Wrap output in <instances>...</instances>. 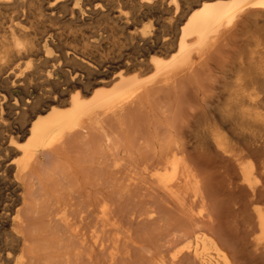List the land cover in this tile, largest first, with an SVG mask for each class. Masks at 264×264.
Returning a JSON list of instances; mask_svg holds the SVG:
<instances>
[{"label": "bare ground", "instance_id": "1", "mask_svg": "<svg viewBox=\"0 0 264 264\" xmlns=\"http://www.w3.org/2000/svg\"><path fill=\"white\" fill-rule=\"evenodd\" d=\"M145 21L148 24L143 26ZM204 75L214 76L215 81L211 82L210 77ZM189 85L194 86V90L191 87L192 93H190L193 100L188 98L189 92H191L189 88L185 95L187 94L188 103L192 105V111L188 112L189 110L186 109L184 112L186 107L185 102L182 103L183 87H186V89L184 87V91H186ZM180 86L182 87V91L179 90L181 100L177 93V97L174 95V90L177 91ZM168 90L171 97L167 95ZM172 90L173 92H171ZM14 91L16 95H14ZM157 93H160L161 96L153 101L152 98ZM192 94L193 96H191ZM194 95L197 98L194 99ZM172 96L174 97L172 98ZM164 97L168 99L167 101L173 100L174 108L179 107L178 110L176 109L178 112L180 110L179 113L186 116L188 114V120L190 118L199 120L197 128L200 129L199 133L202 136L201 141L203 146L205 145L204 147L212 149L217 155L219 154L223 159L228 160L227 162L233 164L232 167H235L236 174L232 173V178L238 177L235 181V183H239L238 188L247 191L246 193L240 189L242 193L249 194L247 201H249L250 209L246 200L242 201L245 204L241 206V209L245 205L247 206L251 212L250 220L248 218L249 221L247 222L246 219L245 222L243 217L240 215L239 217L245 222L247 229L249 228L248 231L246 226H243L245 231H248L249 237L258 233V236L254 237L255 240L253 239L254 245H257H255L256 248L263 245L264 183L259 186V181L262 179L260 182H264V0H0V156L5 153L6 157V159H0V229L1 232H4V238L0 239V264H41L40 254L44 257L42 264H64L67 262L66 257L71 255V251H75L76 248L80 251L79 248L83 249L87 244H91L97 254L96 250L99 246L102 248L104 244L103 242L101 244V240L103 232L106 230L103 228L102 232L101 229L103 223L107 228L109 226V223L105 224V221H109L108 216L111 215L109 212L113 209H111L113 201L108 202L111 203L108 205L106 202L109 197L107 198L106 195V199L102 192L103 199H106L104 202L102 197H97L100 194L97 190L95 191L97 196L94 198L92 195L93 200L89 196L86 197L87 194L86 198L83 197L81 190L84 193L86 186L84 189L83 185L80 187L77 184L79 178L77 179L78 175L75 174L81 175L80 171L85 159L80 160L81 164L77 163V167L80 165L77 170V167L71 165L70 158H73L72 154L82 153V151L74 152L77 147L79 150L85 147L89 154L85 151L89 156L87 161L91 164L88 165L93 166V170L95 164H98V171H101V168H104V165L109 162L110 165L107 163V166H110L109 170L112 168L115 174L119 173L124 159L128 155L130 158L134 157V153L130 154L134 150L132 145L137 147L139 142L136 141V145L135 141H131L133 150L131 148L121 163L116 160V156L114 159L111 158L115 155L114 153L108 157L110 147L118 144L120 138L117 136L121 135L118 133L123 135L121 126L116 127L120 128L119 132L116 129L118 133L113 125L108 132L109 119L120 118L118 120L122 119L123 121L124 115L129 112L131 116L127 115L128 124L126 126H136L137 122L141 125L142 117L148 116L149 110L145 111L143 108L145 116L139 119L143 115L140 114L137 122H134L135 117H132V110L140 109L150 99L153 103L156 102L155 105H159L160 98L163 101ZM151 101L149 104L146 103L145 107L150 106ZM164 101L167 103L166 99ZM178 101L181 102L180 105H177ZM190 101L197 102V107ZM168 103L170 104V102ZM155 105L151 104L152 107ZM181 105L184 113L181 112ZM157 107L155 108L159 111L160 108ZM169 107L170 105H168V109ZM161 108L163 111L165 106L162 105ZM150 109L153 112L155 110ZM170 109L172 110V107ZM152 110H150L151 116L153 115ZM135 111L133 115L136 116ZM163 114L161 113V115ZM181 114H178L179 120L176 113H173L171 118L168 116L170 119L175 116L174 118L180 121L185 117H182ZM129 117L134 120L129 121ZM154 117L155 114L152 118L153 122H155ZM187 117L185 118L187 119ZM167 118H163L164 123ZM174 118L172 119L173 124ZM144 119L147 120V118H143L142 121ZM152 119L150 118L151 121ZM150 120L148 121L151 122ZM188 120L184 123L187 122L189 125ZM123 122L121 123L125 126ZM105 123L107 125L104 126ZM129 123L132 124L129 125ZM184 123L181 122L180 125H182L179 128H174L170 122L168 124L172 126L171 130L176 129L177 131L182 128L184 131V128L187 130V123L186 127L183 126ZM131 128H133L131 129V133L133 130L132 135L139 133V130L138 133H135L137 130L134 132V127ZM159 130H161L160 127ZM111 131L115 133V139L111 137ZM176 131L174 133L180 137L182 131ZM125 133L127 134L126 129ZM148 133L146 132V134ZM141 135L142 133L138 134V139L141 141L142 137L143 142H141L146 150L145 144L147 145L149 142L145 141L144 143L145 134ZM168 135L171 136H168L169 143L167 146L164 143L166 147L161 151L156 161L151 162L152 156L147 155L149 152L153 154L155 147L148 152L147 145V150L144 151L146 157L141 156L140 152L141 163L136 162V156V160L133 161L136 162L135 166L130 165L129 168V164L133 163L132 160L128 161L129 164L127 162V168L123 163L125 170L127 169L126 172L129 173L124 179L129 177L128 182L133 177L130 174L136 175L135 170H138L137 174L152 179L151 181L157 184L159 192L162 189L165 192L164 195L167 194L175 203H179L181 209H184L186 204H182L187 199L185 195L183 201L182 193L185 191L188 193L190 190L188 194L185 192L188 198L200 199L198 183L201 180L199 182L198 179L196 180L198 171L195 172V164L190 162V159L194 160L195 158L192 159L193 157L188 155L189 150L187 151L184 145L178 144L177 137H175L177 142H171L170 139L173 141L174 138L170 131ZM123 136L125 137V135ZM134 136H132L133 140ZM155 136L154 138L152 134L149 137L156 139L157 135ZM132 137L130 136L129 139L127 135L126 143ZM165 137L166 135L162 139ZM116 140L118 141L116 142ZM157 140H155L156 143ZM122 141L121 144L125 146V139L123 138ZM102 142L109 149L107 150L108 158L106 154L104 156ZM141 142L138 148L142 144ZM188 142L191 143L189 140ZM79 143L83 144L82 148ZM196 143L198 144V139ZM149 144L151 147V143ZM129 145L126 148H129ZM120 146L118 149L121 148ZM124 146L122 147L123 153L126 150ZM115 148H111L110 151L115 152ZM202 151L204 152L203 148ZM111 152L109 153L111 154ZM134 152L137 153V151ZM85 153L84 151L82 153L84 158ZM189 153L192 154V151ZM197 154L198 152L195 156ZM200 154L197 156L199 159L204 156H200ZM82 157L80 159H83ZM101 157L106 158H104L105 164L102 163L103 158L101 159ZM197 162L200 164V161ZM83 168L82 172L86 177L87 173H90L89 179L91 174H93L91 179L101 178L98 177V171L96 178H93L97 168L94 170L95 172L91 169L92 173L88 169L84 172L87 167L83 166ZM223 168L226 169V167ZM207 169L209 170V168ZM215 169L217 170L216 167ZM125 174L123 170L120 172L121 177ZM117 176L120 178L119 175ZM112 177L110 175V179L107 177L106 180H112L110 183L114 187L116 179ZM91 179L90 181H92ZM113 179H115V183ZM120 179L123 181V177ZM132 179L134 180V177ZM141 179L143 178L141 177ZM229 179L231 183L232 179ZM135 180L138 182L137 179ZM107 181H105L106 183L102 181V187H106ZM129 182L126 184L125 181L127 189ZM94 183L97 185L96 181ZM103 184L105 185L103 186ZM135 185L133 184V186ZM180 187L181 189L186 188L185 191L182 190V195L180 190L179 192L177 190ZM131 188L130 186L129 193L126 191L128 195L132 191ZM211 188L208 185V189L212 193ZM239 189H236V194H239ZM110 190L112 191V189ZM135 193H137V189ZM117 194L120 195L119 186ZM134 194H131V197ZM207 194L209 196V193ZM207 194L205 198L204 196L201 198L206 199ZM110 195L112 197L111 193ZM125 195L124 197L127 198L128 195ZM115 197L117 199V196ZM213 199L215 200L214 197ZM235 200L233 206H237L235 205L237 200ZM191 201L193 200L189 201L192 204ZM189 202L187 201V206L190 204ZM155 209L157 212V208ZM161 209L163 208L161 207ZM241 209L240 213H243L244 209ZM186 210L189 214L187 208L183 210L184 213L186 214ZM237 210H239L238 206ZM163 211L165 213V209ZM118 213L121 215L120 210ZM112 214L115 215V213ZM191 216L189 219H192ZM201 217L203 218V216ZM201 220H199V224ZM201 222V227L205 226L203 220ZM184 223H186L185 220ZM199 224H197L198 227ZM240 224L242 225V223ZM207 225L209 223H206ZM111 227L109 226V228ZM178 228V231L181 232V228ZM222 228L225 230V227L222 226ZM201 229L194 228L190 237L184 238L185 243L186 240L193 243L192 252L190 251L191 254H188L191 255L190 259H194L199 264H235L228 257L230 254L227 255L222 251L223 248L220 247L219 242L212 239L211 236L215 234L208 236V232L211 233V228L207 234L203 232V228ZM214 232L212 231V233ZM239 232L241 233V231ZM183 236H186L185 232ZM220 237L222 239V236ZM225 238L228 239L226 236ZM177 240L178 238L172 242ZM228 242L226 240L225 244L228 245ZM41 243L43 244L40 245ZM249 243H252L251 240ZM185 246L187 244L182 247V250L186 249ZM231 250L234 255L233 249ZM83 252L86 251L83 250ZM100 252L102 253L101 250ZM186 253H184L185 256ZM173 254L169 259L170 262ZM74 255L79 262L80 259L77 257L80 256H77V253H72L71 256L74 257ZM100 256L101 254L98 255V259ZM94 258L96 259L95 255ZM180 258L179 256L178 264ZM156 260L160 263L158 259ZM175 260L173 264L177 262ZM97 261L100 262V260ZM236 261L234 260V262ZM79 264L81 263L79 262ZM236 264L238 263L236 262Z\"/></svg>", "mask_w": 264, "mask_h": 264}, {"label": "rangeland", "instance_id": "2", "mask_svg": "<svg viewBox=\"0 0 264 264\" xmlns=\"http://www.w3.org/2000/svg\"><path fill=\"white\" fill-rule=\"evenodd\" d=\"M148 24V22L147 21H145L144 23H143V26H146ZM143 76H145V75H143ZM205 77H210V75H204ZM203 76V77H204ZM204 77V78H205ZM212 77V79H210ZM210 78H209V80L212 82V81H215L214 79H215V77L214 76H211ZM213 77H214V79H213ZM208 79V78H207ZM185 86H187V85H185ZM184 86V87H185ZM184 87H183V94H182V96H183V101H182V103H184L185 102V111L183 110V106L181 107V112H186V109H187V111L188 112H191L192 111V105H190L188 102H189V100L191 99V100H193L192 98L193 97H190V93H192V91H191V87L193 88V90H194V86H192V85H189L188 87H187V90L186 91H184L185 89H186V87H185V89H184ZM190 89V91L191 92H189V100H188V98H187V94L185 95V93H188V91H189V89ZM181 89V90H180ZM179 90L180 91H182V87L180 86L179 88H177V91L176 90H174L175 91V94L174 95H176V97H177V94H178V97H179V100H181L180 98H181V95H179L180 93H179ZM165 91V90H164ZM168 93H167V95H169L170 96V94H169V90L167 91ZM171 92H173V90L171 91ZM161 93V95H162V92H160ZM159 93V94H160ZM177 93V94H176ZM193 93H194V91H193ZM158 94V93H157ZM156 94V95H157ZM154 95L153 97L154 98H152L153 99V101H154V99L155 98H158L159 96H161V95ZM14 95H16V92L14 91ZM163 95H164V93H163ZM165 95H166V91H165ZM191 96H193V94L191 95ZM168 97V96H167ZM171 97V96H170ZM170 97H169V99H170ZM174 96H172V98H173ZM195 98H197L195 95H194V99ZM161 99V103H159V105H155L156 104V102H154L153 103V101H151V99H150V101L152 102L151 104H153V105H155V107L156 106H158L159 108H160V110L158 111V110H156V108L153 106H151V104H150V106H146L145 107V105H146V103L149 101H147V102H145L144 104L145 105H143V107H141L142 108V110H141V108L139 109V108H136V109H134V111H135V114H136V116L135 115H133V113H134V111L132 110V117L135 119H133L132 118V120H134V122L136 121H139L138 120V116H140V114H143V113H145V111L147 110H149L148 111V116H145V114H143V115H141L140 117H139V119L142 117V116H145V117H142V119L143 118H147V120L146 119H144L143 121H142V119H141V121H140V123H141V125H139V122H137V124H136V126L135 125H131L132 123H129V125H131V126H129V127H127L126 126V124H128L127 123V120H128V118H126L127 117V115L129 114V112L127 113V114H125L124 116V118H123V121H122V119L121 120H118V119H120V118H114V119H109L110 120V122H106L107 124H109L110 123V128H109V126H108V132L112 129L111 128V125H113V128H115V130L117 129H119L120 130V128H116L117 126L118 127H122L121 128V130H123V135H125V137L122 135V133H120L119 132V130H118V132H117V130H116V132L118 133V135L119 134H121L119 137L117 136V138H120L119 139V141L118 140H116V142L118 141V144L116 143V146H111L110 147V150H111V148H115L114 150H116L115 152L112 150V152L108 149V148H106L105 147V145H104V142H102L101 144H102V148H103V152H105L104 153V156H105V154H106V157H107V150H109V152H111V154L108 152V157L110 156V155H113V153L115 154V155H113V157L111 156V158H115L114 156H116V160H119V162L121 163V161H123V159L125 158V156L126 155H128L129 153V151H131V148H132V146H133V148H134V150H133V148H132V152H130V154H133L134 153V157H132V155H131V157L132 158H130V155H128V157H126V159H129V160H126V159H124V162H122V164H121V167L122 168H124V166H123V163H124V165L126 164V168H127V166H128V164H129V162L128 161H130V160H132V162L133 161H135L136 160V158H137V160H136V162L137 163H141V157L139 156L140 155V152H141V156H143V157H146V154H145V152H146V150H147V145H148V152H149V150L150 149H152V148H154L155 147V151L153 152V154H151L150 152H149V154L147 153V155L149 156V155H151L152 156V158H151V156H150V158H151V162H154V161H156L157 160V157L161 154V151H163L164 150V148L167 146V144L169 143L168 142V139H169V137L168 136H170V135H168V133H169V131H170V133H171V135H172V138H174V140L172 141V139H170L171 140V142H177L178 140V144L180 145H184L185 146V148L187 149V151L189 150L190 152L192 151V154L191 153H189V151H188V155L189 156H192L191 158L192 159H196V162H195V159L194 160H191L190 159V157H189V159H190V162H192V164L194 165H196V167L198 168H196L195 167V165H194V170H195V172H196V170L198 171V174H196V176L197 177H199V178H197V177H195L196 178V180L199 182L200 180H201V182H199L198 183V190H199V192H200V196L201 197H203L204 196V198H205V196H206V194L207 193H209V196H208V194H207V196L208 197H206V199L208 200H206V199H204V198H201V197H199L200 199H197V200H194V199H192V198H190V200H193V201H191L192 202V204H193V206H192V204L189 202L190 200H188L189 198H188V196H187V194L190 192V190H189V192L187 193V191H185V187H183V189H181V187L180 188H177V190H178V192H179V190H180V194L182 193V190H184L187 194H185V192H183L181 195H182V199H183V201H184V199H185V195H186V199H187V201L190 203L188 206H187V201H185L182 205H184V204H186V205H184V206H186L185 208H187V209H189V214H188V210H186V214H188V215H186L184 212L185 211H183V210H185V208L182 210L181 209V207L179 206V203H175L174 202V200L173 199H171V197L169 198V196L167 195V194H165L164 195V191H162V189H160V192H159V190H158V186H157V184H155V182L153 183V181H151L149 178H147V176L145 177V176H141V174L139 175V174H137V172L136 171H138V170H135V173H136V175L138 176H136V175H133V173L132 174H130L131 176H133L134 177V180L131 178V180H129V181H131V182H129V185H127V187H128V189L126 188V184H128V182H127V180L128 179H130L129 177L128 178H126V179H124L125 177H127V175L129 174L128 172H126L127 171V169L125 170V168L124 169H120V172L123 170L126 174V176L125 175H122V177H123V181L120 179V178H122L121 177V175H120V172L119 173H117V174H115L114 172H113V170H112V168H111V170H109L110 168H108V167H110V166H107V163H108V165H110V163L109 162H107L106 163V165H104V168L102 167H100L102 170L101 171H98L99 169H98V167L99 166H97L98 164H95L94 165V170L96 171V174L94 173L95 171L93 170V166H90L91 164L87 161V159H89V154H88V149L86 148L85 149V147L81 150H79V147H77L78 148V150L76 151V149L74 150V152L76 153V152H78V153H80L81 151H82V153H83V151H84V153H85V151L87 152V154L85 153L83 156H85V158L84 157H82V153H80V154H75V155H77L76 157H74L75 155H73L72 154V159L70 158V163H71V165L73 166V167H77V163L78 162H80V160H84V162L82 163L83 164V166L84 167H87V168H85L86 170H84V172H86L87 171V169H88V171L89 172H91L92 173V171H91V169L94 171L93 173H94V175L95 176H93V178L95 177L96 178V176H97V171H98V173L100 174H98V177H101V178H99V179H91V177H92V175L93 174H91V177H90V179L92 180V181H90V179H89V174L90 173H87V177H86V175L82 172L83 171V166H82V168H81V175H83V176H81V175H79V174H75V175H78V176H76L77 177V179H78V181H77V184L80 186V185H83V187H84V189H85V186H86V189H85V191H87V192H85L84 191V193H83V190H81V192H82V196L83 197H85V195H86V197L87 196H89V198L91 199V200H93L96 196H97V192H95L96 190L97 191H99L100 192V194H98V196L97 197H99V198H101L104 194V196H105V198H106V195H107V202L106 203H108V202H111V201H113V207H111V209H112V211H110L109 213L111 214V215H109L110 216V218L111 217H113L112 218V222L110 221V218H109V216H108V219H109V221L107 220V221H105V224H108L109 226H112L111 228H109V226H108V228L106 227V225H104V223H103V227H102V229H101V231L103 232L104 231V229L107 231V229H109L108 230V232L106 233V231L105 232H103V234L104 235H102V237H103V241L101 240V244H102V242L104 243L103 245H102V248H100V246H99V250L97 249L96 250V252H97V254L95 253V249H93L92 248V246H91V244H87V246H88V248H87V246H85V248H79V250L80 251H78V248H76V250L75 251H71L70 253H71V255H72V253L73 254H76L77 253V256H80V257H77L78 259H80L79 260V262L81 263V264H97V263H99V264H173V262H174V260H175V258H176V260L175 261H177L176 263H174V264H178V262H179V256L181 257L180 258V263L179 264H181V263H183V264H199L198 262H196L194 259H190V256L188 255V254H191V252H192V245H193V243L192 242H190L189 243V240H186V243H185V239L186 238H188V237H190V235H191V233H192V231H193V229L195 228V229H201V228H203V232H205L206 234H207V231H209L210 230V228H211V230H210V232L211 233H209L208 232V236H210V234H212V235H214V236H211L212 237V239L213 240H215L216 242H219L218 244L220 245V247L221 248H223L222 249V251L224 252V253H227V255H228V253L230 254L228 257H229V259L233 262V263H235L236 264V262L239 264V261L241 262L240 264H242V261H243V264H264L263 263V261H264V249H263V247H264V242L262 243L263 245H260L259 247H260V249H259V247H257L256 248V246L254 245V240H255V238L258 236V233H257V235H256V233H254L255 235H253V236H251V237H249V235H248V231H249V228L247 229V226H246V224H245V222H246V219H247V222L250 220V211H249V201H247V199H248V196H249V194H246L247 193V191L246 190H243V189H241V190H243V191H245L246 193L244 194V193H242L241 192V190L238 188L239 187V183H235V181H237V179H238V177H234V178H232V173L233 174H236V169H235V167L233 166L232 167V163L230 164L229 162H227L228 160H226V159H223V157L222 156H219V154L217 155V153H215V151H213L212 149H208V147H204L203 146V143H202V141H201V138H202V136H201V134L199 133V131H200V129L199 128H197V124H198V122H199V120L197 119H192V118H190L189 120H188V114H187V116L185 115V114H181V113H179L180 112V110H179V112L177 111L178 110V108H174V103H172L173 102V100H169V101H167L168 99L166 98V97H164L163 98V101H162V98H160ZM166 99V101H167V103H165V100ZM185 99V100H184ZM158 100V99H157ZM177 98H176V102H177ZM150 101H149V103H150ZM175 101V100H174ZM196 101V100H195ZM192 102V101H190L191 102V104H194L195 103V107H197V105H196V103L197 102ZM159 102V101H158ZM168 102H170V104L168 103ZM149 103H147V104H149ZM179 103V104H178ZM178 103H177V105H180L181 104V102H179L178 101ZM163 106H165V108L163 109V111L165 110V113L164 114H166L165 116H164V114H163V111H161V106L162 105ZM165 104V105H164ZM172 104V105H171ZM168 105H170V107H169V109H168ZM157 107V108H158ZM172 107V110L170 109ZM190 107V108H189ZM194 107V108H195ZM145 109V111H144V109ZM150 108H153V109H155L154 110V112H153V110L152 109H150ZM176 110H174V109ZM194 108H193V110H194ZM139 109V110H138ZM168 109V110H167ZM150 110H152V112H153V115L155 114V117H154V121L155 122H153V115L151 116V111ZM170 110V111H169ZM174 110V112H172ZM142 111V113H140ZM161 111V112H160ZM183 112V113H184ZM139 113V114H138ZM150 113V114H149ZM161 113L163 114V115H161ZM173 113H176V117H178V120H179V115L178 114H181L182 115V117L183 116H185V117H187V119L185 118V117H183V118H185L184 120H183V118L182 117H180V118H182V119H180V121H177V119L176 118H174L175 116H173V118H174V120H175V122H174V124H173V122H172V119H170L171 117H172V115H173ZM157 114V115H156ZM130 116H131V114H129ZM170 116V118H169V116ZM180 115V116H181ZM166 118V117H168L167 119H165V123H164V120H163V118L164 117ZM122 117V116H121ZM148 117H149V119H148ZM125 118H126V122H125ZM150 118L152 119V121L150 120ZM108 120V119H107ZM108 120V121H109ZM131 120V118L129 117V121ZM132 120H131V122H132ZM148 120H150L151 122H149ZM173 120V121H174ZM189 121V125H188V123H187V130H186V128H184V131H183V129L181 128V130H179V129H177V131L179 132H181L180 134V137H179V135L177 136L175 133H174V131H176V129H173V130H171V128H172V126H174V128H179V127H181V125H180V123L181 122H183L184 123V121ZM113 121V122H112ZM145 121H146V123H145ZM162 122V125H163V128H162V125H161V122ZM196 121H197V123H196ZM121 122H123V123H125V126L121 123ZM160 122V123H159ZM170 122V124H173L172 126L170 125V124H168ZM195 122V123H194ZM104 124V126L105 125H107V124ZM118 123V124H117ZM143 123H145V124H143ZM149 125H148V124ZM153 123V124H152ZM177 123H178V125H177ZM186 123H184L183 124V126L186 124ZM116 124V125H115ZM157 124H158V126H157ZM167 124V125H166ZM154 125V126H153ZM164 125H165V127L167 128H165L164 127ZM170 125V126H169ZM196 125V127H194ZM170 128H168V127ZM182 126V127H183ZM131 127H134V132H135V130H137V132H135V133H138V130H139V133L138 134H141L142 133V135L141 136H144V134H145V139L146 140H144V143H145V141H148L149 143H151V147H150V144L149 143H147V145L145 144V146H146V150H145V148H144V144L142 143L143 142V139H142V137L141 136H139V137H141V141H139V139H138V134H133V135H135L134 136V140H133V135H132V133H133V130H132V133H131V129H133V128H131ZM138 127V128H137ZM156 127V128H155ZM159 127L161 128V130H159ZM185 127H186V125H185ZM128 128V129H127ZM155 128V129H154ZM125 129L127 130V134L125 133L124 134V132H125ZM157 129V130H156ZM165 129H166V131H165ZM169 129V130H168ZM199 129V130H198ZM154 131H155V133H154ZM176 131V132H177ZM186 131V132H185ZM194 131H197V133H194ZM146 132H149L148 134H146ZM160 132V133H159ZM113 135H111V134ZM109 134L111 135V137L112 138H114L115 139V137H116V135H114L115 133H112V131L110 132ZM188 133H189V135H188ZM152 134H153V136H154V138L156 137L155 135H157V138L156 139H153V138H150L151 136H152ZM174 134H175V136H174ZM186 134V135H185ZM193 134H194V137H193ZM196 134V135H195ZM128 135V138L130 139V136L132 137V139L131 140H128L127 141V143H126V136ZM130 135V136H129ZM166 135V137L165 138H163L162 139V137H164V136ZM188 135V136H187ZM122 136H123V138L125 139V146L124 145H122L121 144V141L123 140V138H122ZM150 136V137H149ZM181 136H182V138H181ZM190 136V137H189ZM197 136V137H196ZM161 137V138H160ZM171 137V136H170ZM175 137H177L178 138V140H175ZM191 137H193V138H191ZM199 137H200V141H199ZM111 138V139H112ZM127 138V139H128ZM161 139V142H160V139ZM181 138V139H180ZM188 138V139H187ZM113 139V143L115 142V140ZM158 139V140H157ZM192 139H193V143H192ZM197 139H198V144L196 143L197 142ZM121 140V141H120ZM155 140H157V143L155 142ZM163 140V141H162ZM188 140L191 142L190 144H189V142H188ZM131 141L132 142H134L135 141V144H136V141L137 142H141L142 144H140V146H141V148H142V150H141V148H140V146H139V148H138V145H139V143H138V145H137V147H135V145H132L131 146ZM167 141V142H166ZM196 141V142H195ZM158 142L161 144H159L158 145ZM163 142V143H162ZM180 142V143H179ZM182 142H183V144H182ZM122 143H123V141H122ZM164 143H166V146L164 145ZM80 144V143H79ZM79 144H78V146H79ZM120 144L122 145V147L124 146L125 148H126V146L128 147V145H129V148H126V150H124V153H123V148L120 146ZM128 144V145H127ZM82 145L83 144H80V147L82 148ZM115 145V144H114ZM117 145H119L121 148L120 149H118V147H117ZM194 145V146H193ZM196 145H197V147H196ZM199 145V146H198ZM188 146V147H187ZM191 146H193V147H191ZM161 147H162V149H161ZM195 147V148H194ZM124 148V149H125ZM202 148H203V150H204V152L202 151ZM136 149H139V150H136ZM191 149V150H190ZM102 150V149H101ZM100 150V151H101ZM118 150H119V152H118ZM154 150V149H153ZM158 150H159V152H158ZM206 150V151H205ZM73 151V150H72ZM90 151V150H89ZM134 151H137V153L136 152H134ZM145 151V152H144ZM198 152V154L195 156V154L196 153H193V152ZM200 151H201V154H200ZM213 151V152H212ZM144 152V153H143ZM152 152V151H151ZM206 152H207V154H206ZM102 153V152H101ZM206 155H205V154ZM71 154V153H70ZM144 154H145V156H144ZM154 154H156L155 156H153ZM193 154H194V156H193ZM200 154V156H202V155H204V156H206L205 157V159H204V156H202V157H200V159L197 157L198 155ZM216 154V155H215ZM2 156H0V159H6V157H5V153H4V155L3 154H1ZM3 156H4V158H3ZM88 156V157H87ZM135 156H136V158H135ZM140 157V160H139V157ZM2 157V158H1ZM70 157H71V155H70ZM83 158V159H80V158ZM107 157V158H108ZM213 157V158H212ZM103 157H101V159H102ZM105 158V157H104ZM104 158L102 159V163L104 162V164H105V161H104ZM135 158V159H134ZM153 158H155V159H153ZM201 158L203 159L202 161H201ZM207 158V159H206ZM78 161H77V160ZM100 159V160H101ZM106 159V158H105ZM143 159V158H142ZM148 160H149V157L147 158ZM197 159H199V160H197ZM223 160V161H222ZM77 161V162H76ZM126 161V162H125ZM149 161V162H150ZM197 161H200V164H199V162H197ZM216 161H217V164L219 165H217L216 164ZM85 162H86V164H85ZM99 162H101V161H99ZM127 162H128V164H127ZM136 162H133V163H131V164H129V168L132 166V165H136ZM194 162V163H193ZM207 162V163H206ZM224 162V163H223ZM135 163V164H134ZM197 163V164H196ZM204 163V164H203ZM214 163V164H213ZM226 163V164H225ZM80 164H81V162H80ZM88 164H90V165H88ZM199 164V165H198ZM206 164V165H205ZM131 165V166H130ZM213 165V166H212ZM79 166L80 165H78V167L76 168L77 170H78V168H79ZM90 166V167H89ZM97 166V167H96ZM207 166V167H206ZM217 168V170L215 169V167ZM229 166H230V168H229ZM223 167H226V169L225 168H223ZM207 168H209V170L207 169ZM214 168V169H213ZM222 168H223V170H222ZM104 169V170H103ZM202 170V171H201ZM230 170H231V172H230ZM76 171V170H75ZM109 171H111V172H109ZM208 171V172H207ZM201 172V173H200ZM210 172V173H209ZM223 172H228V173H226V174H224ZM79 173V172H78ZM103 173V174H102ZM123 173V172H122ZM140 173V172H139ZM206 173H207V175H208V177H207V175H206ZM109 174V175H108ZM203 174V175H202ZM231 174V175H230ZM85 175V176H84ZM103 175V176H102ZM110 175L111 176H113V177H115V179H116V186L113 184V186L114 187H112L111 186V183H110V181H112V180H106V178L108 177V179H110ZM117 175H119L120 176V178H118V176ZM202 175V176H201ZM210 175H212V176H210ZM229 175V176H228ZM130 176V177H131ZM140 176V177H139ZM204 176V177H203ZM228 176V177H227ZM235 176V175H234ZM80 177H81V179H80ZM104 177V178H103ZM112 177V178H113ZM141 177L143 178V179H141ZM202 177V178H201ZM225 177V178H224ZM83 178V179H82ZM146 178V179H145ZM209 178V179H208ZM229 178H231L232 179V181H231V183H234V184H231L230 183V179ZM115 179H113V181L115 180ZM135 179H137L138 180V182L135 180ZM212 179H213V181H212ZM229 179V180H228ZM79 180H80V182H79ZM87 180V181H86ZM93 180H94V182L96 181V183H97V185L93 182ZM100 180V181H99ZM126 181V184H125V181ZM144 180V181H143ZM147 180H149V181H147ZM211 182H210V181ZM82 181V182H81ZM102 181H103V183H106L105 181H107L108 183L106 184V187H102ZM133 181V182H132ZM225 181H226V183H225ZM260 181H262V179L260 180ZM259 181V186H262V184L264 183V182H260ZM263 181H264V179H263ZM92 182H93V184H92ZM139 182H140V184H139ZM143 182H144V184H143ZM149 182V183H148ZM151 182V183H150ZM214 182V183H213ZM83 183V184H82ZM113 183V182H112ZM114 183H115V181H114ZM118 183V184H117ZM130 183H131V185H130ZM135 183H136V185L138 184L139 185V188H138V185L136 186L135 185ZM141 183H142V185H141ZM207 183H208V185H209V188H211V186H212V188H211V190H212V193L210 192V190L208 189V185H207ZM228 183V184H227ZM91 184V185H90ZM133 184L135 185V186H133ZM199 184H200V186H199ZM202 184V185H201ZM211 184V185H210ZM214 184V185H213ZM227 184V185H226ZM88 185H89V187H88ZM105 184H103V186H104ZM124 187H123V186ZM149 185V186H148ZM150 185H151V187H150ZM153 185V186H152ZM206 185V186H205ZM232 185H233V188H232ZM94 186V187H93ZM98 186V187H97ZM101 186V187H100ZM118 186H119V192H120V195L119 194H117V192H118ZM130 186L132 187L131 189H132V191H131V193L128 195V193L130 192ZM202 186V187H201ZM205 186V187H204ZM81 187V186H80ZM92 187H93V189H92ZM134 187H135V191H136V189H137V193H135L134 194ZM152 187H154V188H152ZM201 187V188H200ZM207 187V188H206ZM264 187V186H263ZM262 187V188H263ZM99 190H98V189ZM105 188V189H104ZM125 188V189H124ZM203 188V189H202ZM214 188H216V189H214ZM232 188V189H231ZM102 189V190H101ZM108 189V190H107ZM110 189H112V191L110 190ZM140 189V190H139ZM202 189V190H201ZM236 189H239V194H236ZM157 190H158V192H157ZM206 190H208V191H206ZM235 190V191H234ZM108 191H109V193H108ZM126 191L128 192V193H126ZM203 191V192H202ZM228 191H229V193H228ZM98 192V193H99ZM103 192V195L101 194ZM123 192H125L126 193V195H125V193H123ZM233 192V193H232ZM237 192V193H238ZM95 193H96V195H95ZM110 193L112 194V197H110L111 195H110ZM213 193H214V195H213ZM232 193V194H231ZM234 193H235V195H234ZM131 194H134L132 197H131ZM243 194V195H242ZM92 195H94L93 197L94 198H92ZM110 195V196H109ZM122 195H123V197H122ZM124 195L125 196H127V198L126 197H124ZM160 195V196H159ZM190 196H191V193L189 194ZM233 195V196H232ZM240 195V196H239ZM245 195H246V197H245ZM103 196V197H104ZM115 196H117V199H116V197ZM162 196H164V197H162ZM218 196H219V200H218ZM85 197V198H86ZM103 197H102V200L105 202V200L103 199ZM181 197V196H180ZM213 197L215 198V200L213 199ZM229 197H231V198H229ZM241 197H242V200H241ZM89 198H87V199H89ZM111 198H113V199H111ZM124 198V199H123ZM237 200V204H236V202H235V205H237L238 206V209L239 210H237V206H233L234 205V200L235 199ZM118 199H119V201H118ZM169 199H171V201H169ZM201 199H202V202H200L199 203V201H201ZM211 199V200H210ZM115 200V201H114ZM117 200V201H116ZM120 200H121V202H120ZM167 200V201H166ZM235 200V201H236ZM244 200H246L245 202H246V204H247V206H248V208L249 209H247V206L245 205V207H243L242 209H244V211H242L243 213H240V209H241V206H243L244 204H245V202L243 203L242 201H244ZM249 200V199H248ZM211 201L213 202L212 204H211ZM218 201V202H217ZM160 202V203H159ZM163 202V203H162ZM167 202V203H166ZM168 202H169V204H168ZM116 203V204H115ZM164 204V205H166L167 206V208H166V206H164V205H162V204ZM229 203V204H228ZM111 204V203H110ZM109 203H108V205H110ZM120 204H121V207H120ZM125 204V205H124ZM168 204V205H167ZM195 204V205H194ZM219 204V205H218ZM242 204V205H241ZM129 205V206H128ZM181 205V204H180ZM181 205V206H182ZM201 205V206H200ZM210 205V206H209ZM227 205H228V207H227ZM230 205V206H229ZM118 207L119 208V210H120V213H121V215L118 213V208L116 209L115 207ZM122 206H123V208H122ZM124 206H125V209H124ZM127 206V207H126ZM159 206H160V208H159ZM170 206H172V207H170ZM176 206V208H174ZM191 206H192V208H191ZM219 206H220V208H219ZM222 206V207H221ZM239 206H240V208H239ZM129 207V208H128ZM157 208V212H156V209L155 208ZM161 207L163 208V209H165V213H163L164 211H163V209H161ZM179 207H180V209H179ZM198 207H199V209H198ZM234 207V208H233ZM191 208V209H190ZM236 208V209H235ZM169 209H171V210H169ZM175 209V210H174ZM221 209V210H220ZM232 209V210H231ZM241 209V210H242ZM182 210V211H181ZM197 212H195V211ZM202 210V211H201ZM220 210V211H219ZM225 210V211H224ZM236 210H237V212H236ZM122 211V212H121ZM124 211V212H123ZM125 211H126V213H125ZM128 211H129V213H128ZM133 211V212H132ZM149 211V212H148ZM161 211V212H160ZM166 211H167V213H166ZM171 211V213L169 214V212ZM175 213H174V212ZM192 211H193V213H192ZM200 211V212H199ZM221 211H223V212H221ZM249 211V212H248ZM156 212V213H155ZM182 212V213H181ZM235 212V213H234ZM240 214H239V213ZM112 213H115V215H113ZM209 213H210V216H209ZM223 213V214H222ZM226 213V214H225ZM230 213V214H229ZM247 213V214H246ZM117 214H119V215H117ZM176 214H178V215H176ZM185 214V215H184ZM203 214V215H202ZM242 214V215H241ZM113 215V216H112ZM117 215V216H116ZM132 215V216H131ZM184 215V216H183ZM190 215H192L191 217H192V219H189L190 218ZM225 215V216H224ZM231 215V216H230ZM239 215H240V217H243V219H245V220H243V221H245V222H243L242 221V218H240L239 217ZM244 215V216H243ZM248 215V216H247ZM183 216V219L181 218ZM200 216H203V218L201 217L200 218ZM228 216V217H227ZM229 216H230V218H229ZM234 218H233V217ZM246 216H247V218H246ZM116 217H118L117 219H116ZM185 217V218H184ZM206 217H207V219H206ZM231 217H232V219H231ZM210 218V219H209ZM213 218V219H212ZM236 218V219H235ZM248 218H249V220H248ZM203 220V222H204V225L206 226V223H209V225L211 224V223H213V224H215V225H213V224H211L210 226L209 225H207L206 226V228H205V226H202L201 227V225H202V220L200 221V224H199V220ZM239 219H241V220H239ZM251 219H252V215H251ZM120 220V221H119ZM184 220H185V222L186 223H184ZM189 220V221H188ZM210 220V221H209ZM235 220V221H234ZM227 221V222H226ZM237 221V222H236ZM242 221V222H241ZM107 222V223H106ZM114 222V223H113ZM183 222V223H182ZM239 222V223H238ZM121 223V224H120ZM240 223H242V225L240 224ZM116 224V225H115ZM189 224V225H188ZM197 224H199V227H198V225ZM216 224H217V226H216ZM220 224V225H219ZM228 224V225H227ZM232 224V225H231ZM236 226H235V225ZM183 225V226H182ZM192 225H193V227H192ZM241 225V226H240ZM184 227V228H182V227ZM186 226H188L187 228H185ZM221 226V227H220ZM222 226L223 227H225V230H224V228H222ZM239 226V227H238ZM243 226H246V229L248 230V231H245L246 229H245V227H243ZM6 227V226H5ZM178 227H180L181 228V232H179L178 230H179V228ZM214 229H213V228ZM215 227H216V230H217V233H215L216 232V230H215ZM228 227V228H227ZM235 227V228H234ZM238 227V228H237ZM240 227H241V229H240ZM104 228V229H103ZM107 228V229H106ZM113 228V229H112ZM206 229V231H205V229ZM209 228V229H208ZM218 228V229H217ZM220 228V229H219ZM230 228H231V230H230ZM114 229L116 230L115 232H114ZM183 229V230H182ZM222 229H223V231H222ZM3 230V229H2ZM110 230H112V231H110ZM187 230V231H186ZM202 230V229H201ZM214 230H215V232H214ZM190 231V232H189ZM212 231L214 232V233H212ZM239 231H241V233L239 232ZM245 231V232H244ZM113 232V233H112ZM184 232H185V234H186V236L184 237L183 235H184ZM237 232V233H236ZM244 232V233H243ZM109 233V234H108ZM188 233H189V235H188ZM226 233V237H228V239L227 238H225V236H224V234ZM240 233V234H239ZM112 234V235H111ZM250 235H252L251 233H249ZM4 232L2 231L1 232V229H0V239L2 240L3 238H4ZM219 235V236H218ZM247 235H248V237H247ZM220 236H222V239H221V237ZM224 236V237H223ZM182 237H183V239H182ZM255 237V238H254ZM178 238V242L177 241H174V242H172L174 239H177ZM239 238V239H238ZM223 239H224V241H223ZM237 239V240H236ZM244 239V240H243ZM254 239V240H253ZM180 240V241H179ZM227 240V242H228V245L227 244H225V241ZM233 240H234V242H233ZM250 240H251V242L252 243H249L250 242ZM222 241V242H221ZM232 241V242H231ZM238 241V243H236ZM240 241V242H239ZM177 244H176V243ZM224 242V243H223ZM184 243V244H183ZM43 243H41L40 245H42ZM174 244V245H173ZM187 244V246H185V250H187V251H185V250H182V247H184V245H186ZM224 244V246H225V249H224V246L222 247V245ZM252 246H251V245ZM172 245V246H171ZM176 245V246H175ZM231 245V246H230ZM245 245V246H244ZM173 246H174V248H173ZM233 246H235L236 248L234 249V248H232ZM237 246H239L238 248H237ZM229 247H230V249H229ZM253 247H254V249H253ZM88 250H87V249ZM250 248V249H249ZM231 249H233V251H234V255H233V252H232V250ZM83 250L84 251H86L85 253L83 252ZM100 250L102 251V253L100 252ZM178 250V251H177ZM181 250H182V252H181ZM226 252H225V251ZM256 250V252H254V251ZM257 250H259V251H257ZM191 251V252H190ZM261 251V252H260ZM75 252V253H74ZM79 252V253H78ZM99 252V253H98ZM178 252H179V254H178ZM187 252V253H186ZM252 252V253H251ZM87 253V255L85 256V254ZM89 253V254H88ZM174 253V254H173ZM175 253H176V255H175ZM184 253H186L187 255H188V257H187V255L185 256V254ZM249 253H250V255H249ZM259 253V254H258ZM101 254V256H100V259H98V255H100ZM174 255V256H172V260H171V262L169 261V259H171V255ZM178 254V255H177ZM71 255H69L70 256V259H69V256H68V258L66 257V259H67V262H65L64 264H68V262H69V264L71 263V264H76V263H78L79 264V262L75 259L76 258V255H74V257H72ZM94 255H95V257H96V259L94 258ZM251 255H253V256H251ZM255 255H257V256H255ZM176 256V257H175ZM230 256H231V258H230ZM235 258H234V257ZM259 256V257H258ZM72 257V258H71ZM92 257V258H91ZM112 257H114V258H112ZM160 257V258H159ZM175 257V258H174ZM242 257V258H241ZM39 258H41V260H42V262H43V259H44V257H43V255L42 254H40L39 255ZM74 258V259H73ZM88 258V259H87ZM92 260H91V259ZM233 258V259H232ZM113 259V260H112ZM156 259H158L159 261H160V263L156 260ZM174 259V260H173ZM178 259V260H177ZM242 261H241V260ZM250 259V260H249ZM69 260V261H68ZM74 260H75V262H74ZM87 260H88V262H87ZM97 260H100V262H98ZM156 260V261H155ZM189 260V261H188ZM234 260L236 261V262H234ZM246 260V261H245ZM248 260V261H247ZM85 261H86V263H85ZM97 261V262H96ZM162 261H164V262H162ZM167 261H169V262H167ZM42 262H41V264H42ZM94 262H96V263H94ZM231 262V263H232ZM63 264V263H62Z\"/></svg>", "mask_w": 264, "mask_h": 264}]
</instances>
